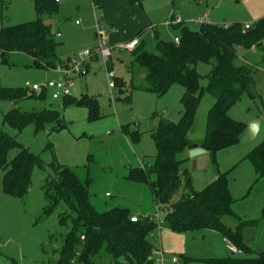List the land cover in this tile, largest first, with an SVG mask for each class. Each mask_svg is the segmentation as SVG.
<instances>
[{
    "label": "rangeland",
    "instance_id": "rangeland-1",
    "mask_svg": "<svg viewBox=\"0 0 264 264\" xmlns=\"http://www.w3.org/2000/svg\"><path fill=\"white\" fill-rule=\"evenodd\" d=\"M30 1L0 0V28L34 20L37 14ZM58 1L56 11L41 15V19L50 26L59 42L56 53L62 62L77 57L84 50L92 49L100 41L108 46H123L135 37L140 26L147 23L155 26L162 40H173L178 35L177 29L165 24L171 19L173 4L178 7L184 19L196 20L207 13V21L215 24L252 23L264 16V0H140L130 6H126L122 0H102V6L94 5L92 0ZM186 25L191 29L197 28L192 23ZM150 33V30L145 31L142 38L146 39ZM152 47L153 43L149 49ZM130 51L113 48L106 64L99 57L88 59L87 74L83 78L74 79L71 95L79 97L87 93L95 96L99 102V112L104 115L101 119L90 122L86 119L85 108L70 106L64 109L61 99H53L50 94L44 100L26 97L16 103L0 101V126L36 154L42 163V167H34L30 188L24 198L3 192L4 171L0 167V264H58L59 250L70 228L68 221L73 214L52 190L45 192L46 179L55 177L51 165L75 169L82 181L89 178L91 200L98 210L117 205L141 213L154 209L149 187L145 184H132L123 177L127 171L125 165L152 163L155 145L151 131L157 127L159 118L173 122L178 120L182 112L181 96L184 89L173 84L165 94L158 95L140 88L145 71L133 65L131 72ZM27 60L30 61L27 56L16 55L10 57L13 66L8 67L0 62V86L18 88L26 81L41 84L47 80L62 79L57 68H36L26 64ZM254 61L252 58L251 62ZM209 68L208 64H197V71L201 75H206ZM110 70L115 74L113 80L107 77V71ZM116 77L124 81L122 93L118 87L108 86ZM205 83V79L201 81V84ZM212 103L213 97L209 94L201 97L189 133L191 138L204 136L206 113ZM13 107L28 112L43 108L58 110L67 127L53 131L52 126L48 125L45 130L35 133L34 125L30 124L17 131L2 124L3 114ZM229 115L247 127L252 120L261 121L254 137L251 138L246 131L238 144L217 155L219 169L228 171V187L233 194L235 209L246 199L254 183L253 167L245 155L264 139V70H258L254 85L242 93L230 108ZM126 126L129 131L137 129L139 138L133 140L129 134H125L123 127ZM14 153V150L11 151L9 156L12 157ZM200 160L196 169L192 167L190 159H185L181 168L190 171L193 186L201 190L204 187V175L211 172L212 167L208 156ZM203 166L206 168L203 169ZM254 186L259 192L263 184L254 183ZM106 192L111 196H107ZM249 210L250 214L260 212L257 203ZM160 216L163 217V213L160 212ZM60 217L68 224L60 225ZM224 221L229 226L238 222L233 217H226ZM254 229L253 226H246L243 239L252 240ZM167 231L171 230L164 226L163 264H173L171 259L176 257L173 254H178L177 251L192 261H199L198 264L213 258L231 256L225 241L214 232L198 229L184 233L171 231L172 234H169ZM217 253L219 255H215ZM236 257L243 258V254Z\"/></svg>",
    "mask_w": 264,
    "mask_h": 264
},
{
    "label": "trees",
    "instance_id": "trees-1",
    "mask_svg": "<svg viewBox=\"0 0 264 264\" xmlns=\"http://www.w3.org/2000/svg\"><path fill=\"white\" fill-rule=\"evenodd\" d=\"M123 1L127 5L140 2ZM30 2L37 14L34 20L0 28V62L8 67L13 66L10 57L19 55L30 58L26 62L29 66L56 69L58 64L64 62L57 58L59 42L41 15L56 11L58 2ZM92 2L102 6V0ZM170 25L177 29L178 42L174 39L162 40L155 26L146 39L142 38L148 27H152L148 25L137 33L141 39L130 51L131 72L133 65L145 71L140 88L158 95L165 94L173 84L184 89L182 112L178 120L173 122L159 118L157 127L151 131L155 145L152 163L143 162V167L130 166L129 163L125 165L127 171L123 177L132 184L149 187L155 210L141 213L120 205L98 210L91 200L89 178L82 181L75 169L51 165L55 177L46 179L45 192L52 190L73 214L59 250L58 264H154L152 256L156 249L151 237L157 233L155 214L163 221L161 227L165 226L175 233L198 229L217 231L243 254V258L233 254L213 258L207 260L209 264H264V250L253 251L242 238L243 227L253 225L257 220H243L235 211L234 199L228 187V171H221L217 161V153L238 144L247 127L245 123L233 119L229 110L242 93L254 85L256 72L264 70V16L246 30L239 22H204L194 29L184 23ZM151 43L153 47L149 49ZM256 52L259 58L251 62L250 56ZM198 63L210 66L206 75L197 71ZM204 79L206 83L203 85L201 81ZM114 87H118L122 93L125 88L123 79L116 77ZM204 94L212 96L213 103L206 113L205 134L200 143L206 149L215 180L201 190H195L190 171L181 168V164L186 159L187 146L193 142L189 133ZM26 97L44 100L47 94L28 92L23 86H0V101L16 103ZM61 106L85 108L86 119L90 122L104 116L99 112L98 99L87 93L79 97L64 96ZM2 124L17 131L32 124L35 133L45 130L48 125L52 126L53 131L67 127L58 110L46 108L28 112L13 107L3 114ZM123 132L133 140L140 136L137 129L129 131L127 126L123 127ZM13 150L15 153L10 157ZM245 158L253 166L256 178H264V139ZM35 166L42 167L41 159L0 126L3 192L24 198L29 191ZM132 216H136L135 221L130 220ZM226 217L235 218L237 225L234 228L227 225L224 221ZM260 219H264V205ZM58 222L60 225L68 224L62 217ZM180 256L183 262L192 261Z\"/></svg>",
    "mask_w": 264,
    "mask_h": 264
},
{
    "label": "crops",
    "instance_id": "crops-1",
    "mask_svg": "<svg viewBox=\"0 0 264 264\" xmlns=\"http://www.w3.org/2000/svg\"><path fill=\"white\" fill-rule=\"evenodd\" d=\"M123 1V0H122ZM123 3L126 5V6H130V5H127L124 1H123ZM172 16H179L180 18H181V20L183 21L182 23H184V24H187V23H192V24H194L193 23V20L192 19H184L183 18V16H181L180 14H179V9H178V7H176V6H174V4H173V6H172V10L170 11V18L172 17ZM202 17H205L204 18V21L205 22H209V21H207V20H209V17H208V14L207 13H204L202 16H200V17H198L197 19H200V18H202ZM261 17H263V16H260L259 18H261ZM258 18V19H259ZM257 20V19H256ZM256 20H254V21H252V23L253 22H255ZM209 23H212V22H209ZM166 24V23H165ZM224 24H227V23H224ZM230 24V23H229ZM148 25H150V26H152V27H148V29H147V31H151V29L153 28V26L154 25H152V23H147L146 25H142V26H140L139 27V29L137 30V32H136V34H135V37H133L131 40H129L127 43H125L124 45H126V44H128L130 41H132L133 39H138V41L141 39L140 38V36H138L137 35V33L143 28V27H145V26H148ZM168 26H172V25H169V24H167ZM195 25V24H194ZM156 30V29H155ZM157 31V30H156ZM59 33V32H58ZM149 34V33H148ZM151 34V33H150ZM159 34V33H158ZM57 36H59V35H57ZM174 37H177V35L176 36H174ZM174 37H173V39H174ZM111 49H112V51H113V48H121L122 46H109ZM127 50V49H126ZM251 57V59L253 58V60H257L258 58H259V54H258V52H256V53H253V55H251L250 56ZM94 59H97V56H94L93 58H91L90 60H94ZM258 72V71H257ZM257 72H256V75H257ZM84 77V76H83ZM83 77H79V78H83ZM255 78H256V76H255ZM77 79V78H76ZM73 89V88H72ZM72 94V93H71ZM61 99V98H60ZM63 108V107H62ZM66 108H68V107H66ZM66 108H64V109H66ZM86 112H87V110H86ZM259 117V116H258ZM65 120V119H64ZM259 125H261V121H260V124ZM247 126V125H246ZM247 131V127H246V130H245V132ZM189 138L193 141L192 143H195V142H197V143H200L201 142V140L203 139V137H198V138H191L190 136H189ZM233 147V146H232ZM221 151H219L218 153H217V155H219V153H220ZM185 158L186 159H190L191 161H192V167H194L195 169L198 167V160L200 159V158H202V157H206L207 156V153H206V151H205V153L204 154H202V155H198V156H196V157H193V158H189V156H188V153H187V150H186V153H185ZM217 161H218V158H217ZM143 164V163H142ZM253 167V166H252ZM204 168H206V167H203V169ZM253 171H254V169H253ZM205 179H204V181H203V183H202V185H204V187L209 183V181L214 177V172H213V168H212V171L211 172H207V173H205ZM253 180H254V183H262L263 184V186H262V188L260 189V191L258 192V189H256V188H254L255 186H254V183L252 184V187L248 190V192H247V195H246V199L244 200V201H242L241 203H240V205L239 206H236V210H237V212H238V214L240 215V218L241 219H243V220H248V221H254V220H257V222L255 223V224H253V225H250V226H253V227H255V229H254V232H253V236H252V240H249V241H247V239H243L250 247H252L251 249L253 250V251H255V252H261V251H263L264 250V219H260V216H261V210H262V207H263V205H264V178H256V175H255V172H254V177H253ZM194 187V186H193ZM203 187V188H204ZM194 189L195 190H200V189H198V188H195L194 187ZM202 189V188H201ZM252 192V193H251ZM231 193V195H232V197H233V194H232V191L230 192ZM250 195H251V197H250ZM234 199V198H233ZM255 203H257V206H258V211H260L259 212V214H250L251 212H250V210H249V208L253 205V204H255ZM259 204V205H258ZM235 205V202L233 203V208L235 207L234 206ZM241 213V214H240ZM238 223V222H237ZM237 223L234 225V226H231V227H235L236 225H237ZM245 227H243V229H244ZM162 229H164V226L163 227H161L159 230H158V232L156 233V235L155 236H152L151 238H152V240L154 241V245H155V251H154V253H153V260H154V264H163V260H162V253H163V251H162V244H163V233H162ZM243 229H242V238H243V234H244V231H243ZM168 230V229H167ZM205 230H207V229H205ZM169 231V230H168ZM167 231V232H168ZM208 231H211V232H214L215 234H218L221 238H222V240L223 241H225V239L221 236V234L220 233H218L217 231H214V230H208ZM165 232V231H164ZM171 232V231H170ZM170 232H168L169 234H172V233H170ZM168 233H165V234H168ZM168 234V236H171V235H169ZM263 239V240H262ZM263 241V242H262ZM226 243V242H225ZM227 249V248H226ZM178 252V254L176 253H174L173 254V256H176L178 259H179V261H180V264H198V262L199 261H189V262H183L182 260H181V256L180 255H182V256H186V255H184L182 252H180V251H177ZM229 252V251H228ZM230 253V252H229ZM164 254V253H163ZM231 254V253H230ZM215 255H219L218 253L217 254H215ZM171 262L173 263V261H172V259H171ZM203 262V264H209L208 262H206V261H202ZM200 263V262H199ZM174 264V263H173ZM237 264H244V263H237Z\"/></svg>",
    "mask_w": 264,
    "mask_h": 264
},
{
    "label": "built area",
    "instance_id": "built-area-1",
    "mask_svg": "<svg viewBox=\"0 0 264 264\" xmlns=\"http://www.w3.org/2000/svg\"><path fill=\"white\" fill-rule=\"evenodd\" d=\"M59 2L58 0H55ZM204 18L202 17L200 19L193 20V23L195 25L204 23ZM183 21L179 16H175L173 19L171 18L169 22H165L166 24H175V23H182ZM76 23H78L76 21ZM252 23H245L243 24V29L250 28ZM57 35H60V33H57ZM174 41L178 42V38L174 37ZM139 41L138 39H133L128 44L123 45L121 48L132 50L134 47L138 45ZM112 49L104 42L100 41L96 46H94L92 49L84 50L78 54L77 57L68 59L63 62L60 66L57 67L58 71L62 75V79L58 80H47L41 84L37 83H29L24 82L23 87L27 89L28 91L35 92L36 94H40L42 92H46V94H50V96L53 99H60L64 96L71 95L72 88L74 86V79L77 77H83L88 72V59L90 60L94 56L99 57L104 64L108 62L109 58L111 57ZM113 70L107 71V77L109 80H113L114 77ZM108 86L110 88L114 87V82H109ZM143 167V164L140 165ZM107 196H109V193H106ZM155 219L157 221V232L161 228L163 221L161 218L158 217V214H155ZM131 221L136 220V216L130 217ZM156 234H153L155 236ZM226 242V248L227 250L233 254L237 255L240 254L241 251L237 249L233 244H231L229 241L225 240ZM172 261L174 264H180V261L176 257H172Z\"/></svg>",
    "mask_w": 264,
    "mask_h": 264
},
{
    "label": "water",
    "instance_id": "water-1",
    "mask_svg": "<svg viewBox=\"0 0 264 264\" xmlns=\"http://www.w3.org/2000/svg\"><path fill=\"white\" fill-rule=\"evenodd\" d=\"M260 121L258 119L252 120L248 127H247V131H248V135L252 138L254 137V135L256 134L258 127H259ZM206 151V149L204 148L202 143H191L187 146V153L189 157H196L198 155H202L204 154ZM206 157H202L200 158V162ZM200 164V163H199ZM205 166V165H204ZM203 166V167H204ZM215 180V177H213L209 183H211L212 181Z\"/></svg>",
    "mask_w": 264,
    "mask_h": 264
}]
</instances>
